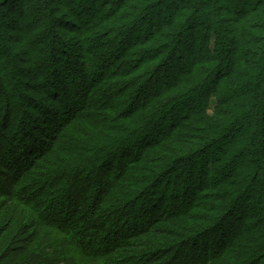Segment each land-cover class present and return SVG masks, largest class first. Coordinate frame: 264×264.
I'll return each mask as SVG.
<instances>
[{"label": "trees", "instance_id": "16d2710c", "mask_svg": "<svg viewBox=\"0 0 264 264\" xmlns=\"http://www.w3.org/2000/svg\"><path fill=\"white\" fill-rule=\"evenodd\" d=\"M45 1L0 0V264H264V0Z\"/></svg>", "mask_w": 264, "mask_h": 264}, {"label": "rangeland", "instance_id": "374dc122", "mask_svg": "<svg viewBox=\"0 0 264 264\" xmlns=\"http://www.w3.org/2000/svg\"><path fill=\"white\" fill-rule=\"evenodd\" d=\"M49 1H51V0H46L44 4L41 3V2L40 3L38 2L37 5L42 6V8H47V6H49V4H48ZM13 18L16 19V17H13ZM21 23L22 22L20 21L19 24L21 25ZM182 51L184 53H187L188 52L187 51V47L186 46H182ZM23 65H25V64L22 63V62H18V67L19 68H24L25 66H23ZM37 70H39L37 66L31 67V71H35L36 72ZM11 72H13V71H11ZM15 74L19 75V77H21L22 80L26 81L27 77L20 76L21 75L20 72H16L15 71ZM41 78L42 77H40V79ZM40 79H37V76H34V78L32 80L28 81L29 85H25L23 87L22 86L18 87L19 90H21L20 91L21 92V96H19V97L16 96L17 97L16 100H14V101L12 100L13 102L9 106V108L11 109L10 111H11L12 118H13L12 125L10 126V130H9V132L11 134L16 131V128L18 126V122L20 121V119L24 115H26V113L29 112L31 115L38 114L37 113L38 109H37V107H35L36 104L41 105L45 101H47V100L50 101L51 100V97H48V94H47L46 91H44V89H42L41 91L36 89V87L38 86V81ZM6 93H8V92H6ZM28 95H30V96H28ZM0 97H2V93H0ZM0 106L1 107L2 106L6 107V104L0 102ZM45 230H47V229H45ZM51 233L56 234V236H52ZM51 233H47L48 234L47 238L50 239V237H51V238L56 239V240H57V238H59L60 241L63 240V237L58 235L56 232H51ZM7 238H9V237H7ZM6 242L7 241H4V244H3L4 246L6 245L5 244ZM3 245H0V252L2 251ZM61 249H64V248L61 245H59L58 250L61 251ZM72 256L75 257V260H73L74 263L73 262H69V263H73V264H87V262L84 259H82L79 255L74 253V255H72ZM74 257H72V258L74 259Z\"/></svg>", "mask_w": 264, "mask_h": 264}]
</instances>
